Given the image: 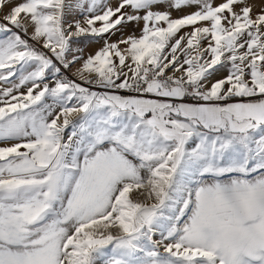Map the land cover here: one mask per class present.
Segmentation results:
<instances>
[{"label": "snow or ice", "instance_id": "snow-or-ice-1", "mask_svg": "<svg viewBox=\"0 0 264 264\" xmlns=\"http://www.w3.org/2000/svg\"><path fill=\"white\" fill-rule=\"evenodd\" d=\"M0 12V264H264V0Z\"/></svg>", "mask_w": 264, "mask_h": 264}, {"label": "rangeland", "instance_id": "rangeland-1", "mask_svg": "<svg viewBox=\"0 0 264 264\" xmlns=\"http://www.w3.org/2000/svg\"><path fill=\"white\" fill-rule=\"evenodd\" d=\"M2 14H3V12H0V15H2ZM173 15H177V13L173 12ZM118 37H119V34H117V36H114L112 39L116 40ZM80 47L83 48L85 55H87L89 52L94 51L95 48L97 47V45L94 43L82 42Z\"/></svg>", "mask_w": 264, "mask_h": 264}]
</instances>
